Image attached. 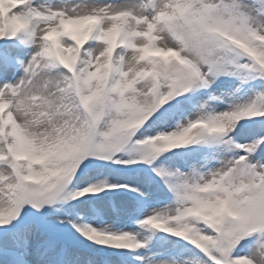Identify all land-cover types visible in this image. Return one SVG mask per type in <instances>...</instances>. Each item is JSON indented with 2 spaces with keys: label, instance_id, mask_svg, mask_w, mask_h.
<instances>
[{
  "label": "snow or ice",
  "instance_id": "snow-or-ice-1",
  "mask_svg": "<svg viewBox=\"0 0 264 264\" xmlns=\"http://www.w3.org/2000/svg\"><path fill=\"white\" fill-rule=\"evenodd\" d=\"M0 264H264V0H0Z\"/></svg>",
  "mask_w": 264,
  "mask_h": 264
}]
</instances>
